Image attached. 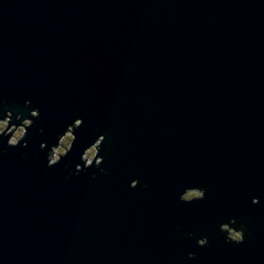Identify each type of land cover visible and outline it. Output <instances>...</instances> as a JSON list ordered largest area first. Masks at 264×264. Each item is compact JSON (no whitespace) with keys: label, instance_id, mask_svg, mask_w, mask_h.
I'll use <instances>...</instances> for the list:
<instances>
[{"label":"water","instance_id":"95a60500","mask_svg":"<svg viewBox=\"0 0 264 264\" xmlns=\"http://www.w3.org/2000/svg\"><path fill=\"white\" fill-rule=\"evenodd\" d=\"M29 97L44 132L0 156V264H264V0H0V98ZM77 110L49 169L39 143ZM101 123L108 175H73ZM232 216L238 247L216 230Z\"/></svg>","mask_w":264,"mask_h":264},{"label":"clouds","instance_id":"9594fccd","mask_svg":"<svg viewBox=\"0 0 264 264\" xmlns=\"http://www.w3.org/2000/svg\"><path fill=\"white\" fill-rule=\"evenodd\" d=\"M15 91V89H13ZM43 94V93H42ZM27 113V114H25ZM41 116V106L39 101L33 105L31 97L24 100L23 111H14L9 106L7 99L0 98V156L7 154L8 148L22 147L27 148L33 136H39L44 132V128L39 131L34 126L36 120ZM84 114L80 111H73L68 122L56 133L54 142L42 141L39 143V150L45 152L44 159L46 167L51 169L58 165L62 159H66L73 151L77 143V133L84 126ZM31 129V134L29 133ZM94 137L86 144L81 145L78 163H75L73 175L78 176L81 173H87L89 169L95 168L103 171L104 175H108V170L102 168V164L109 156L114 145L115 138L107 130L103 128V124L93 128ZM22 158L27 157V153L22 152ZM92 179H96V173H92ZM140 187L144 190L148 188V184H140L138 178L131 179L128 187L136 189ZM207 196V189L203 186L185 187L179 194L178 200L183 203H194L203 201ZM259 198L253 197L251 203L258 204ZM217 233L223 237L224 242L233 247L244 244L251 236L252 232L244 220L232 216L222 219L216 226ZM181 237L191 239L195 235L192 232H181ZM211 239L210 234L201 235L196 239V245L200 248L206 247ZM196 253L189 252L188 259H195Z\"/></svg>","mask_w":264,"mask_h":264}]
</instances>
